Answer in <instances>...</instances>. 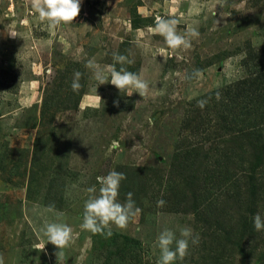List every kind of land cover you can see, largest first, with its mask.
Here are the masks:
<instances>
[{"label":"rangeland","instance_id":"rangeland-1","mask_svg":"<svg viewBox=\"0 0 264 264\" xmlns=\"http://www.w3.org/2000/svg\"><path fill=\"white\" fill-rule=\"evenodd\" d=\"M157 15L199 36L171 50L149 31ZM11 22L22 38L0 35L4 264H57L58 249L39 235L54 221L72 228L63 264H157L158 233L184 226L199 243L175 264H264V231L253 229L254 215L264 217V147L242 137L264 113L242 88L262 73L264 0H81L73 24L54 31L31 0H0V33ZM114 52L133 61L129 71L142 70L147 98L90 79L86 61L110 76ZM199 100L208 101L203 109ZM111 170L126 175L118 200L131 192L141 211L106 237L80 225L87 189L98 194L97 177Z\"/></svg>","mask_w":264,"mask_h":264},{"label":"clouds","instance_id":"clouds-1","mask_svg":"<svg viewBox=\"0 0 264 264\" xmlns=\"http://www.w3.org/2000/svg\"><path fill=\"white\" fill-rule=\"evenodd\" d=\"M31 9L49 31H54L62 25L73 24L81 12V0H31ZM178 23L179 21L175 17L157 15L154 18V26L150 27L149 31L163 37L165 45L171 50L188 49L191 47L192 39L199 36V32L193 27H188L181 34L177 31ZM0 35L11 39L22 38L12 22L4 26ZM160 55L164 61L167 60L168 57L164 54L163 49L160 50ZM112 59L113 65L110 66V76L105 74L106 70L96 62L95 58L88 59L84 67L90 72V79L97 82L99 86L110 83L122 95L130 97L133 93H138L143 99L147 98L149 84L143 78L142 70L137 73L124 67L126 64L133 63L126 55L114 52ZM116 64L121 65L119 70L116 69ZM199 75V70L193 73V77H199ZM81 76L82 73L79 71L73 74L71 88L74 92L79 91L82 87ZM220 98L221 95L218 92L216 94L217 101ZM114 103L119 107V100ZM207 103V100H199L197 106L203 109ZM124 179H126L124 173L111 170L106 175L97 177V182L100 185L98 194L95 186L87 189L89 195L84 203L80 225L83 230L111 237L113 225L119 229H124L130 220L141 211L135 205L131 192L127 193L125 202L121 203L118 200L120 184ZM165 203L163 199H160L157 201V207H163ZM48 207L49 210H54V205ZM253 229L256 232L264 231V217L259 212L253 217ZM39 235L42 240H46V244L50 243L58 249L54 255L57 258V264H63L64 250L70 246L72 241V228L66 223L49 222L40 228ZM198 243L199 236L194 235L193 230L187 226L180 227L175 231L168 227L163 228L155 241V246L159 249L157 264H175L177 260L183 261L188 255L190 244L196 245ZM37 250H40L38 246ZM0 264H4L2 256H0Z\"/></svg>","mask_w":264,"mask_h":264},{"label":"trees","instance_id":"trees-1","mask_svg":"<svg viewBox=\"0 0 264 264\" xmlns=\"http://www.w3.org/2000/svg\"><path fill=\"white\" fill-rule=\"evenodd\" d=\"M249 57L251 58V52L249 53ZM264 59V58H263ZM262 73H257L255 77H251L249 79H245L243 82L245 85L242 86L247 88V93L250 94V98L254 100L252 102L255 105L256 110L258 113H260L259 107L261 108L264 104V60L259 63ZM241 87V86H240ZM241 88V89H242ZM238 96V95H237ZM240 97V96H238ZM238 97H235V99H232V104H238L239 100ZM258 107V108H257ZM261 118L254 117L249 122V129L244 131V134H242V137L245 138L248 141V144L251 145H261L264 147V131L262 126H264V113L261 114ZM261 158H258V161L260 162ZM250 178H254V176H251ZM253 188V182L251 183ZM255 186V184H254ZM253 188V192H254ZM196 193V192H195ZM183 204V203H179ZM200 205V204H199ZM257 203L255 201H252V205L250 204L249 209L253 212L256 210Z\"/></svg>","mask_w":264,"mask_h":264}]
</instances>
